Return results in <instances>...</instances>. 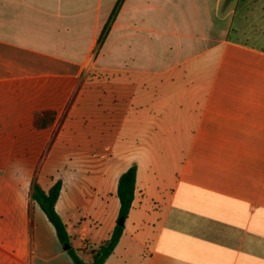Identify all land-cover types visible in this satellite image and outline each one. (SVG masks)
I'll list each match as a JSON object with an SVG mask.
<instances>
[{
    "label": "crops",
    "instance_id": "0c3cea01",
    "mask_svg": "<svg viewBox=\"0 0 264 264\" xmlns=\"http://www.w3.org/2000/svg\"><path fill=\"white\" fill-rule=\"evenodd\" d=\"M0 96L32 125L56 113L43 175L63 171L56 209L84 261L136 165L105 264H264V0H0Z\"/></svg>",
    "mask_w": 264,
    "mask_h": 264
},
{
    "label": "rangeland",
    "instance_id": "374dc122",
    "mask_svg": "<svg viewBox=\"0 0 264 264\" xmlns=\"http://www.w3.org/2000/svg\"><path fill=\"white\" fill-rule=\"evenodd\" d=\"M101 54V50H96L94 59ZM13 101L9 96H0V264H74L54 227L32 198L35 183L42 188L54 181L64 183L63 171L56 164L47 169L46 174L51 173L48 177L43 175V169L49 162L52 164L49 157L56 136L43 144L45 134L34 129L22 113L14 111L10 105ZM83 118L81 123H85L86 130L87 116ZM85 164L80 163L71 173L75 176L86 173ZM65 199L72 200V195H66Z\"/></svg>",
    "mask_w": 264,
    "mask_h": 264
},
{
    "label": "trees",
    "instance_id": "16d2710c",
    "mask_svg": "<svg viewBox=\"0 0 264 264\" xmlns=\"http://www.w3.org/2000/svg\"><path fill=\"white\" fill-rule=\"evenodd\" d=\"M105 37L102 34L99 43L101 44ZM56 120V113L52 110H45L34 114L33 126L36 130H44L51 128ZM138 168L133 165L125 173H123L118 182V198L120 201V217L128 218L131 211L133 201L135 198L136 183H137ZM63 189V181L59 180L53 186L45 191L39 184L35 183L33 186L32 198L39 204L47 219L54 227L59 242L66 246L69 245L67 250L68 255L74 264H105L107 259L113 254L117 245L119 244L123 233L124 227L115 226L111 237L103 242L99 248L94 252L93 261L88 263L84 261L78 254V251L72 246L70 235L67 226L59 213L57 212V202L61 196Z\"/></svg>",
    "mask_w": 264,
    "mask_h": 264
},
{
    "label": "water",
    "instance_id": "95a60500",
    "mask_svg": "<svg viewBox=\"0 0 264 264\" xmlns=\"http://www.w3.org/2000/svg\"><path fill=\"white\" fill-rule=\"evenodd\" d=\"M125 222H126V219H125V217L122 216L119 218L117 225L121 226V227H125ZM69 247H70L69 245H66L65 250L67 251L69 249Z\"/></svg>",
    "mask_w": 264,
    "mask_h": 264
}]
</instances>
